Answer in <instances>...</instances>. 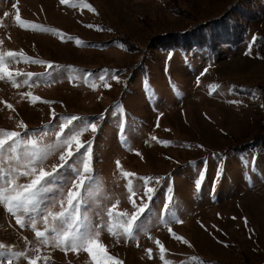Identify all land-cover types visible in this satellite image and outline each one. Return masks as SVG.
<instances>
[{
  "label": "rangeland",
  "instance_id": "374dc122",
  "mask_svg": "<svg viewBox=\"0 0 264 264\" xmlns=\"http://www.w3.org/2000/svg\"><path fill=\"white\" fill-rule=\"evenodd\" d=\"M244 2L83 0L96 10L92 12L81 0H70L69 5H61L60 0H0V51L23 50L34 59L54 64L52 69L24 62L9 65L13 71L46 75L34 78L31 87L14 88L0 81V129L19 130L17 125L23 121L29 129L39 131L48 124L53 111L97 123L98 133L84 132L81 139L95 136L93 167L103 201L98 210L102 213L117 200L118 210L133 211L116 160L124 171L137 176L170 178L164 180L142 218L144 231L138 233L139 246L135 240L113 238L106 229L101 232L100 239L109 253L124 264H164L156 239L167 249L165 259L169 264H264V56L252 42L253 36L264 33V14L251 22L239 45L220 43L215 49L185 50L158 42L169 34L220 18ZM72 3L80 6L72 8ZM13 4H17L21 19L58 31L20 28ZM88 24L98 25L99 30L88 28ZM124 36L136 47L126 49L119 39ZM77 38L85 43L76 45ZM249 44L252 49L246 54ZM205 67L208 71L201 76ZM105 70L109 77L112 73L119 75L118 82L106 80L111 88H105V81L99 80ZM86 73H91L87 82ZM24 78L18 77V81ZM26 91L41 100L32 104L21 96ZM234 100L241 103H230ZM4 102L12 104L14 110ZM116 106H122L123 113L116 111ZM102 114L106 119H98ZM121 121L123 133L119 131ZM59 122L54 121L56 125ZM152 136L171 143L162 145ZM53 139L54 135L46 138ZM205 161L206 179L196 191L195 180ZM56 163L58 153L46 166L50 170ZM218 166H222V176L217 180ZM169 182L174 185V202L165 214ZM140 184L134 180V187L142 193ZM54 210H59L58 204ZM171 212L183 223H162L161 216L171 220ZM38 228L43 230V225L38 223ZM168 228L187 239L190 246L176 240ZM0 243L13 251L31 246V255L51 257L38 264H90L83 252L79 256L72 252L65 255L62 249L38 245L34 231L20 228L2 208ZM36 246L40 252L34 250ZM149 248L151 259L146 251ZM192 256L199 259L192 261ZM2 264H8V260L3 259ZM12 264L27 262L13 258Z\"/></svg>",
  "mask_w": 264,
  "mask_h": 264
},
{
  "label": "snow or ice",
  "instance_id": "6c2138e0",
  "mask_svg": "<svg viewBox=\"0 0 264 264\" xmlns=\"http://www.w3.org/2000/svg\"><path fill=\"white\" fill-rule=\"evenodd\" d=\"M81 3L83 7L92 12L96 11L91 4L83 3V0ZM60 4L69 5L70 0H60ZM79 6L75 3L71 4L72 8ZM12 7L16 9L15 20L20 28L39 32L58 31L21 19L17 4H13ZM7 15L8 13H5V16ZM87 27H95L99 30L98 25L88 24ZM68 39L72 40L73 37L69 36ZM256 40L257 37L253 36L252 42L255 43ZM75 43L81 45L85 42L77 38ZM0 44H3L2 40H0ZM251 49L252 44H249L246 54L250 53ZM169 55L171 56V54ZM20 62L46 65L47 69L54 67L53 62L34 59L26 55L23 50L0 51V81L9 82L14 88H20L22 85L31 87L35 82L34 78L38 79L46 75V73L13 71L9 68L10 64ZM55 67L60 66L55 65ZM165 70L167 71V69ZM207 71L208 68L205 67L201 76ZM90 75L91 73L85 74V82ZM18 77L25 78L18 81ZM109 78L119 81L118 74L112 73L109 77L108 70H105L104 74L99 77L100 81H105V88L112 87L106 82ZM199 80L200 78L197 77V83ZM44 83H49V81H44ZM219 87L220 85H216V88ZM216 88L212 91H215ZM209 94L211 95V92ZM21 96L28 98L32 104L41 100V97L33 95L31 91L23 92ZM4 103L8 109H13L12 104ZM43 103L53 102L44 100ZM230 103L238 104L241 101L234 100ZM116 111L123 113L122 106H116ZM57 119L60 121L58 125L54 123ZM98 119L104 120L106 117L102 114ZM57 127L58 130H54ZM156 127H159V121H157ZM17 128L19 130L0 129V208L7 216L14 217L16 225L20 228L30 227L34 231L38 245L62 249L65 255L72 252L79 256L83 252L89 258L90 264H124L122 260L109 253L107 246L100 239L101 232L106 229L113 238L117 240L123 238L126 242L135 240L139 246L138 233L144 231L142 218L150 210L164 180L170 178L137 176L134 172L124 171L121 162L116 160V167L126 181L127 200L133 211L118 210L120 201L117 200L102 213L98 210L103 201L100 198V186L97 184L93 167L95 136L87 141L81 139L84 132L98 133V124L78 115L62 116L53 111L48 124L43 125L39 131L29 129L23 121L17 125ZM50 129L54 131L50 132ZM119 131L120 133L124 131L122 121ZM50 135H54V139L47 141L46 138ZM151 139L165 146L171 143L168 140H158L156 136H152ZM198 147H202V145H198ZM57 153L59 154V163L52 164L49 170V167L46 166L47 161ZM136 155L139 156L141 153L136 152ZM253 163H255V158ZM206 171L207 161L204 162V168L199 171V178L195 180L196 191L201 189L202 183L206 179ZM221 176L222 166H218L215 179L218 180ZM137 179L141 181L142 193L134 187V180ZM153 183L156 186H150ZM65 189H67L66 192ZM165 198L163 209L167 214L174 202V185L171 182L166 185ZM57 204L59 210H54ZM105 216L107 217L106 221ZM161 221L164 224L183 223L175 212H171V220H164L161 216ZM38 223L43 225V230H39ZM245 223L247 224V220ZM201 226L203 227V225ZM168 232L176 240L190 246L187 239L177 235L171 228H168ZM155 244L159 249V259L164 261V264H169V261L165 259L167 252L165 246L159 239L155 240ZM32 250L30 246L22 251H13L10 246L0 243V264L5 258L8 260V264H12L13 258H23L27 264H38V262H46L51 258L48 255L33 256L31 255ZM34 250L40 252L41 249L36 246ZM146 251L151 259L152 249L149 248ZM198 259L196 256L191 257L192 261ZM200 264L203 262L200 261Z\"/></svg>",
  "mask_w": 264,
  "mask_h": 264
},
{
  "label": "trees",
  "instance_id": "16d2710c",
  "mask_svg": "<svg viewBox=\"0 0 264 264\" xmlns=\"http://www.w3.org/2000/svg\"><path fill=\"white\" fill-rule=\"evenodd\" d=\"M241 7L233 6L227 14L220 18L209 20L204 25H197L186 32H175L162 38L158 42L166 46L184 48L215 49L218 44L239 45L245 39L251 22L264 14V0H245ZM126 49L136 47L128 37L119 38ZM259 53L264 56V33L257 37L254 43ZM264 92V87H262ZM264 141V134L261 135ZM228 264V263H227Z\"/></svg>",
  "mask_w": 264,
  "mask_h": 264
}]
</instances>
